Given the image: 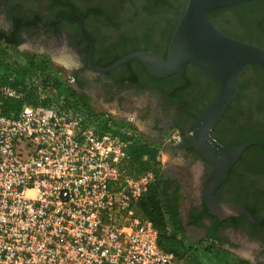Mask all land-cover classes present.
Segmentation results:
<instances>
[{
  "label": "flooded vegetation",
  "instance_id": "1",
  "mask_svg": "<svg viewBox=\"0 0 264 264\" xmlns=\"http://www.w3.org/2000/svg\"><path fill=\"white\" fill-rule=\"evenodd\" d=\"M31 1L0 0V43L36 58H43L37 53L40 47L50 57L63 52L72 55L77 63L71 83L83 100L95 109L129 110L128 122L134 127L137 121L145 125L140 137L163 142L164 151L178 161L175 167L180 176L192 181V199L184 215L187 226L213 241L211 246L246 264H264V152L252 148L264 146L246 149L215 193L242 204L254 222L242 215L221 219L210 213L204 200L213 166L195 149L192 130L219 84L194 64L164 78L149 75L136 59L99 71L139 51L166 58L187 0H50L48 9L28 16ZM233 7L208 13L210 21L228 36L264 49V0ZM17 8L23 16L16 14ZM83 32L93 41V65L89 60L92 43ZM22 44L28 45L24 47L28 51ZM211 135L224 146L264 142L262 67L249 65L242 72L239 93Z\"/></svg>",
  "mask_w": 264,
  "mask_h": 264
},
{
  "label": "built area",
  "instance_id": "2",
  "mask_svg": "<svg viewBox=\"0 0 264 264\" xmlns=\"http://www.w3.org/2000/svg\"><path fill=\"white\" fill-rule=\"evenodd\" d=\"M20 55L0 59V264H246L216 245L160 246L138 209L156 174L134 163L133 125ZM8 99L21 105L6 115Z\"/></svg>",
  "mask_w": 264,
  "mask_h": 264
},
{
  "label": "water",
  "instance_id": "3",
  "mask_svg": "<svg viewBox=\"0 0 264 264\" xmlns=\"http://www.w3.org/2000/svg\"><path fill=\"white\" fill-rule=\"evenodd\" d=\"M253 0H187L184 11L171 36L166 58L149 51L129 54L105 70L113 69L131 59L138 60L147 73L155 78L183 73L188 64L205 70L218 84L215 97L205 106L195 120L192 136L195 149L213 166L204 188V200L211 214L223 219L242 215L254 222L252 214L239 202L222 199L215 195L243 152L251 146H264L257 140L245 141L232 146L218 142L211 131L224 116L227 108L239 93V78L249 65L264 69V49L241 42L217 28L208 13L217 7H233ZM89 60L92 64L93 41Z\"/></svg>",
  "mask_w": 264,
  "mask_h": 264
},
{
  "label": "rangeland",
  "instance_id": "4",
  "mask_svg": "<svg viewBox=\"0 0 264 264\" xmlns=\"http://www.w3.org/2000/svg\"><path fill=\"white\" fill-rule=\"evenodd\" d=\"M78 1L83 2V0ZM49 3L50 0H33L28 3L30 8L29 11L26 10V12L30 14L28 16H32L33 14H40L44 10H46V8L48 9ZM37 5L38 9L34 11V8ZM16 14L19 16H23V13H21L20 8L16 9ZM6 20L8 19L6 18ZM22 47L29 48L26 44H22ZM26 48H24V50L28 51ZM40 49L42 48L40 47ZM40 49L37 50V53H40L43 59H45V61L53 63L55 67L63 71V74L70 80L71 83V74L75 67L74 65L77 63V61L73 57H71L72 55H70L68 52H63V56L53 53L50 57L47 56L45 53H42ZM29 51L31 50L29 49ZM20 54L22 53L19 52L17 49H13L12 47L6 44L0 43V59H7L8 57H20ZM49 58L52 61H50ZM2 72L3 67L0 64V73ZM71 86L73 87V85ZM74 90L76 89L74 88ZM79 96L82 98L81 100L83 102L86 101V99L83 100L81 94H79ZM92 108L95 109L94 107ZM95 110L99 112H104L111 117L113 116L114 119L122 121H127L125 118L130 114L129 110H127L126 108L108 111L97 107V109ZM110 112H113L115 114L112 115ZM144 129V123L137 121V127H134V131L140 136V134L142 135L141 130ZM138 140L140 141H137L136 145H140L142 143L145 144L143 148L144 153H142V156L139 159H136L134 163L139 169L152 168L155 171L156 179L152 185L157 184L158 186V195L161 204L163 219L165 222L166 235H173L176 237V239L183 240L185 244L189 246H194L198 244L202 246H209L211 243H214L213 241L211 242L210 240H205L200 231L190 229L187 226V222L184 219V215L186 212V205L192 199L191 197L193 183L191 180L186 179V177L182 178V176H180L179 170L175 167V165L177 164L176 162L178 161L170 157L164 151L163 142H153L152 140L147 139L145 137H140L138 138ZM256 152H259V150H256Z\"/></svg>",
  "mask_w": 264,
  "mask_h": 264
},
{
  "label": "trees",
  "instance_id": "5",
  "mask_svg": "<svg viewBox=\"0 0 264 264\" xmlns=\"http://www.w3.org/2000/svg\"><path fill=\"white\" fill-rule=\"evenodd\" d=\"M236 7V6H235ZM234 7H217L209 11V15L214 12L231 10ZM1 37V36H0ZM37 66V65H35ZM38 66L45 67L44 62H40ZM21 103L12 99H8L5 101L2 106V111L4 114L9 115L13 111H17L20 108ZM144 143L138 144L133 148V158L139 159L144 153ZM256 150H260L264 152V147H252ZM138 209L141 214L149 218L153 221L155 227L159 232V244L166 251L174 252L178 256H184L185 253L190 249L187 248L185 242L181 239H176L173 235H166L165 231V222L163 219L161 204L158 195V186L157 184L151 185L146 194L142 197L140 202L138 203ZM209 248V247H207Z\"/></svg>",
  "mask_w": 264,
  "mask_h": 264
},
{
  "label": "crops",
  "instance_id": "6",
  "mask_svg": "<svg viewBox=\"0 0 264 264\" xmlns=\"http://www.w3.org/2000/svg\"><path fill=\"white\" fill-rule=\"evenodd\" d=\"M37 58H39V57H37ZM41 60H43V58H39V61H41ZM43 62V61H42Z\"/></svg>",
  "mask_w": 264,
  "mask_h": 264
}]
</instances>
